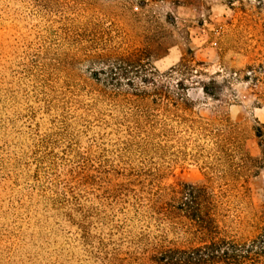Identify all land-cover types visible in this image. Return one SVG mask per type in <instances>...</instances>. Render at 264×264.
<instances>
[{
    "label": "rangeland",
    "instance_id": "374dc122",
    "mask_svg": "<svg viewBox=\"0 0 264 264\" xmlns=\"http://www.w3.org/2000/svg\"><path fill=\"white\" fill-rule=\"evenodd\" d=\"M187 186L213 237L259 238L264 0H0V264L201 247Z\"/></svg>",
    "mask_w": 264,
    "mask_h": 264
},
{
    "label": "trees",
    "instance_id": "16d2710c",
    "mask_svg": "<svg viewBox=\"0 0 264 264\" xmlns=\"http://www.w3.org/2000/svg\"><path fill=\"white\" fill-rule=\"evenodd\" d=\"M138 63L136 61L132 64ZM120 63L114 59L112 66H118ZM258 136L261 137V131ZM206 189L204 187L187 186L178 191H174L179 197L182 211L192 209L190 205L199 203L202 193ZM185 217L189 219L192 227L197 230L202 237L209 238L205 245L180 251L177 249L161 251L158 253L159 264H214L223 262L224 264H244L245 262L256 263L264 260V218L262 221V233L259 238L251 244L238 243L235 241H227L217 237H213V222L209 217L198 213H187Z\"/></svg>",
    "mask_w": 264,
    "mask_h": 264
}]
</instances>
